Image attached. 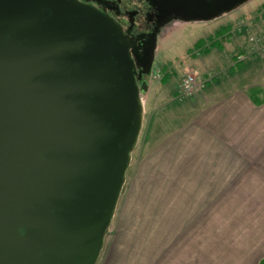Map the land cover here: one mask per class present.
<instances>
[{"label":"water","instance_id":"obj_1","mask_svg":"<svg viewBox=\"0 0 264 264\" xmlns=\"http://www.w3.org/2000/svg\"><path fill=\"white\" fill-rule=\"evenodd\" d=\"M146 1L163 26L251 0ZM158 33L151 55H132L123 27L79 0H0V264L97 263Z\"/></svg>","mask_w":264,"mask_h":264},{"label":"rangeland","instance_id":"obj_2","mask_svg":"<svg viewBox=\"0 0 264 264\" xmlns=\"http://www.w3.org/2000/svg\"><path fill=\"white\" fill-rule=\"evenodd\" d=\"M257 7L264 9V0H251L211 22L161 27L152 71L163 77L154 81L152 71L145 76L142 130L96 264H263L264 171L257 173L263 180L251 179L255 172L245 173L246 179L231 173L229 182L211 179L223 173L209 164L207 133L193 130L198 114L193 103L204 92L176 99L187 75L201 81L227 78L226 84L250 90L263 82L264 38L239 32L241 11ZM229 15L233 28L226 40ZM242 41L252 46L241 49ZM256 51L259 55L250 54ZM238 62L246 68L229 72Z\"/></svg>","mask_w":264,"mask_h":264},{"label":"crops","instance_id":"obj_3","mask_svg":"<svg viewBox=\"0 0 264 264\" xmlns=\"http://www.w3.org/2000/svg\"><path fill=\"white\" fill-rule=\"evenodd\" d=\"M230 15V21L227 25L223 24L226 27L222 25L223 30L227 32L223 35L226 40H230V35H232L231 33L228 34L233 20ZM240 17V37H242L243 32L248 36L252 35L254 38H259V41L264 38V9L260 10V7H257L251 12L243 10ZM249 46H252L249 41L240 43L241 49L245 47L246 51ZM258 50L260 49L258 48ZM258 52H251L250 54L259 55ZM235 68L239 69L240 72L246 67L244 63H241L236 67H230L229 72L234 73ZM219 80L222 79L217 78L208 82L203 91V97L193 103L197 107L194 108L193 106L192 108L193 112L198 113L194 120L195 123L193 122L197 127L193 130H197L199 133H207L209 155L211 156L209 164L213 166L212 171L223 173L211 175V179L227 182L229 179L232 180V176H235L231 173L236 172L243 173L242 177L246 179L248 175L245 173L255 172L254 175L250 174V178L263 180V175L257 173L263 174L264 171V80L259 82L254 90L234 87L230 83L226 84L227 78H223L221 82ZM252 96H256L263 103L256 104ZM235 156L238 160L233 159ZM235 161L239 162L238 165H234L236 164ZM216 166L219 168L217 169ZM210 170L209 167L208 171ZM227 173L229 174L227 175ZM255 182L257 183V181ZM226 184L216 183L215 185L219 187L227 186Z\"/></svg>","mask_w":264,"mask_h":264},{"label":"flooded vegetation","instance_id":"obj_4","mask_svg":"<svg viewBox=\"0 0 264 264\" xmlns=\"http://www.w3.org/2000/svg\"><path fill=\"white\" fill-rule=\"evenodd\" d=\"M96 10L108 14L124 29L126 42L132 55H151L154 41L151 35L162 27L157 12L146 0H79ZM137 71H141L137 67Z\"/></svg>","mask_w":264,"mask_h":264},{"label":"built area","instance_id":"obj_5","mask_svg":"<svg viewBox=\"0 0 264 264\" xmlns=\"http://www.w3.org/2000/svg\"><path fill=\"white\" fill-rule=\"evenodd\" d=\"M162 78V74L160 71H155L152 73V79L154 81H159ZM206 81H201L197 79V76H191L187 75L182 79L178 93H177V99L178 100H185L189 99L195 95H197L199 92H202L205 88Z\"/></svg>","mask_w":264,"mask_h":264},{"label":"trees","instance_id":"obj_6","mask_svg":"<svg viewBox=\"0 0 264 264\" xmlns=\"http://www.w3.org/2000/svg\"><path fill=\"white\" fill-rule=\"evenodd\" d=\"M198 45L199 46H202L203 45V42L202 41H200L199 43H198ZM207 52V54H209V50H207L206 51ZM252 99H253V101L256 103V104H258V105H260V104H262L263 103V101L262 100H260L259 98L257 99V97L256 96H252ZM263 264H264V262H263Z\"/></svg>","mask_w":264,"mask_h":264}]
</instances>
